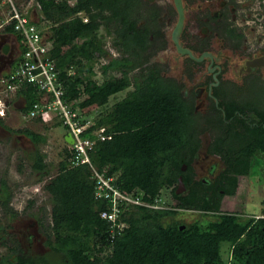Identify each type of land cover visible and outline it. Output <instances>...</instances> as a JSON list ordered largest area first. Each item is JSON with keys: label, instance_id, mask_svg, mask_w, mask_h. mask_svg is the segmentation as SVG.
<instances>
[{"label": "trees", "instance_id": "trees-1", "mask_svg": "<svg viewBox=\"0 0 264 264\" xmlns=\"http://www.w3.org/2000/svg\"><path fill=\"white\" fill-rule=\"evenodd\" d=\"M18 1L17 7L32 23L46 26L37 28L47 34L48 55L64 96L83 115H93L86 131L103 125L110 135L96 140L90 150L92 163L112 175L120 191L140 199L121 201V225L111 228L100 216L110 207L107 199L95 198L90 167L72 163L73 149L65 146L56 172L43 183L51 201L45 244L63 256V264H264V188L260 214L219 209L222 194H234L238 176L249 173L252 157L262 156L264 166V109L243 99L235 104L239 113L232 107L225 117L218 112L217 119L214 116L218 121L201 128L178 88L157 68L140 66L135 47L144 45L145 36L135 34L136 19L130 10L135 0H32L30 13L22 11ZM103 29L113 34L111 45L122 53L107 51ZM100 56L107 61L99 65L104 78L97 81L94 65ZM134 68L141 71L139 76ZM126 88L123 97L110 106L103 104L95 114L89 107ZM14 93L25 100L24 115L44 96L30 82H21ZM229 114L233 120L245 115L249 122H222ZM205 128L211 137L208 152L221 162L209 184L192 178L193 156L201 147L198 133ZM12 129L34 142L46 139L26 127ZM30 157L31 167L46 176L44 153L36 148ZM179 175L185 188L176 192ZM11 196L6 176H0V207L8 221L18 212L10 204ZM179 211H197L201 217L184 223L174 218ZM5 225L0 230H6ZM14 241L9 249L16 255L0 256V264L44 263L43 257L17 254Z\"/></svg>", "mask_w": 264, "mask_h": 264}, {"label": "flooded vegetation", "instance_id": "flooded-vegetation-1", "mask_svg": "<svg viewBox=\"0 0 264 264\" xmlns=\"http://www.w3.org/2000/svg\"><path fill=\"white\" fill-rule=\"evenodd\" d=\"M134 4L130 10L136 19L135 34L145 36L144 45L135 47L141 56L140 66L157 68L162 77L178 88L201 128L207 125L206 122L218 121V112L225 117L226 110L231 113L232 107L234 113H239L235 104L243 99L264 109V0H135ZM12 38L11 34L0 37V69L19 55L20 48L11 41ZM1 46L7 47L5 54ZM132 71L138 76L141 72L138 68ZM10 98L6 107L12 102ZM24 104H17L20 113ZM240 116L241 119L233 120L229 114L228 119L221 121L249 122L247 116ZM204 132L209 133L206 128L200 131V141ZM210 138L209 135L202 140L205 145ZM207 147L202 151V159L207 166L203 169L201 180L209 184L215 180L221 162L216 158L218 156L208 152ZM198 157H201L199 151L193 160ZM256 158L260 159V165L254 170L250 168L246 175L238 176L236 192L241 178H251L252 173L259 175L264 188L262 156L257 155ZM195 176L194 173L192 178ZM236 192L222 194L219 201L221 211L223 202L235 196ZM27 217L33 220L29 223L32 227L28 228V232L26 226L20 229L28 244L31 245L30 242L35 239L40 248L50 249L44 244L47 226H43L42 219L36 218L39 231L35 224L37 221ZM5 228L3 232H13L12 220ZM14 231L18 236V231ZM14 238L18 241L17 254L28 255L21 240Z\"/></svg>", "mask_w": 264, "mask_h": 264}, {"label": "rangeland", "instance_id": "rangeland-1", "mask_svg": "<svg viewBox=\"0 0 264 264\" xmlns=\"http://www.w3.org/2000/svg\"><path fill=\"white\" fill-rule=\"evenodd\" d=\"M18 3L23 8L22 11L31 12L32 0H19ZM30 15L32 18H37L35 14ZM39 24L40 25L37 26L38 28H46V26L41 23ZM112 35V33H106L103 29L105 48L110 54L118 55L122 52L111 45L110 40L112 39ZM106 61L107 57L100 56L94 65L95 79L97 81H101L104 78L99 65ZM127 89L129 88L118 91L105 99L96 101L89 107L93 109L92 111L95 114L103 104H105V106H110L115 100L123 97ZM14 105L15 102L12 101L5 108L4 114L0 115L4 121V126L0 127V176H6L12 190L10 204L13 209L18 212L14 220H12L14 227L12 230L13 232L5 233L0 230V237H3L2 241L0 238V256H14V253L9 249V245L11 246L12 243H15V241L13 242L12 240L14 237H18L21 240L20 243L22 246L27 248V256L36 258H38L37 256L43 257L41 260H43L44 263L41 261V264H63V256L60 253L53 252L50 249L43 250L36 244L35 239H33V241L30 242L31 245H29L27 239L23 237L24 235L20 228L26 226V232H28V228L32 227L29 223L33 222V220L28 219L27 216H30L29 218H34L36 221V218L42 219L44 227H48L49 225L51 201L48 192L43 188V183L46 181V177L48 178L56 172L58 162L62 157V150L65 146H69L64 137L66 129L62 124L52 126L50 122L47 123L49 127L46 128L43 124L34 122L31 118L27 119L22 113L16 112V106ZM10 127L14 129L27 127L35 132L46 134V140L44 142H34L24 132H22L21 135V132L10 131L8 129ZM208 137L209 133L204 132L201 135V141ZM36 148H39V150L44 153V160L48 162L49 173L46 176L40 177L39 173L31 167L32 158L30 154ZM216 158L218 159V157ZM251 160L252 170H254L255 167L260 165L261 161L260 159H256V157H252ZM197 163L199 164L200 162ZM198 164L192 162L194 171L196 170L199 173L202 168L199 167L200 165ZM258 176L259 175L256 173H252L251 178L243 176L236 195L228 197L221 205L222 211L232 210L242 211L244 214H260L263 185L262 179H259ZM166 194L168 193L165 192L164 195ZM3 215V211L0 207V225L9 224V221ZM200 217L201 214L197 211H179L174 216V218L184 223H189ZM209 217L211 218L212 216L209 215ZM38 222L39 221L35 224L38 230L41 231ZM6 226L7 225H5V227ZM14 230H16V233L18 231V236L15 235Z\"/></svg>", "mask_w": 264, "mask_h": 264}, {"label": "built area", "instance_id": "built-area-1", "mask_svg": "<svg viewBox=\"0 0 264 264\" xmlns=\"http://www.w3.org/2000/svg\"><path fill=\"white\" fill-rule=\"evenodd\" d=\"M10 26L11 30L21 39L24 49L19 52L16 64L5 72H0V115L4 114L6 102L21 82L36 84L43 91L41 100L32 104L28 117H41L45 122L57 119L72 137L68 143L73 149L72 163H86L90 167L95 179L94 196L108 200L110 210L103 209L100 216L105 218L111 228L119 221L121 201L140 203L138 196L132 197L120 191L112 175H106L98 170L90 158V150L97 139L103 140L110 135L105 133V126L101 125L92 131H86L93 115H83L64 96V91L58 80L53 59L48 55L49 41L47 34L37 28L30 19L22 14L15 0H0V34ZM16 45L20 46L16 37Z\"/></svg>", "mask_w": 264, "mask_h": 264}, {"label": "crops", "instance_id": "crops-1", "mask_svg": "<svg viewBox=\"0 0 264 264\" xmlns=\"http://www.w3.org/2000/svg\"><path fill=\"white\" fill-rule=\"evenodd\" d=\"M13 36V35H12ZM4 47H2L1 46V51H3L4 52V54L6 53V50H4L3 49ZM16 60H17V57L16 58H14V59H12V61L10 60V62H8V64L4 67V68H2V69H0V72H5L6 70H8V69H10L12 66H14L15 64H16ZM11 101H14L15 102V105L14 106H16V112H19V110H18V107H17V104L20 102L21 104H23V103H25V100H24V98L21 96V95H18V94H15V93H13L12 94V96H11V100H10V102ZM23 116H26V115H24L23 114ZM27 117V119L28 118H31V117H28V116H26ZM34 122H37V123H41V124H43L46 128L47 127H49L48 125H47V123L48 122H45L44 120H38V119H36V118H31ZM0 121L2 122V123H0V127H3L4 125H3V118H1L0 117ZM59 121V120H58ZM50 124L52 125V126H55V125H57V124H59L58 122H57V119H54V120H52V121H50ZM27 128V127H26ZM10 131H12L13 129L10 127V128H8ZM8 131V130H7ZM9 132V131H8ZM43 134V133H42ZM21 135H22V132H21ZM43 135H45L46 136V134H43ZM67 135V130L65 131V133H64V137ZM46 140V139H45ZM44 142V141H43Z\"/></svg>", "mask_w": 264, "mask_h": 264}, {"label": "water", "instance_id": "water-1", "mask_svg": "<svg viewBox=\"0 0 264 264\" xmlns=\"http://www.w3.org/2000/svg\"><path fill=\"white\" fill-rule=\"evenodd\" d=\"M178 24H180V18L178 20ZM65 140L68 143H71L72 142V137H71V135L69 133H67V135L65 136ZM206 146L207 145H205V143L203 141H201V147L199 148V152H200L201 157H198L197 159L193 160V163H196V164H198L197 162H200L198 165H200L199 167H201L204 170H205V167L207 166V164H205L203 162V159H202L203 152L202 151L204 149L206 150ZM211 161H213V159H211ZM185 167H186V164L183 163L182 166H181V168L182 169H185ZM202 169H201V171H199V173L195 170L196 174H198V175H196L197 177H201V176L204 175V171ZM183 189H184V183H183V180H182L181 175H179L178 176V181H177L176 192H180Z\"/></svg>", "mask_w": 264, "mask_h": 264}, {"label": "clouds", "instance_id": "clouds-1", "mask_svg": "<svg viewBox=\"0 0 264 264\" xmlns=\"http://www.w3.org/2000/svg\"><path fill=\"white\" fill-rule=\"evenodd\" d=\"M2 31H3V30H2ZM6 34H11V36L13 35V37H16V38H17L16 33H14L12 30L9 31V32H6V31L1 32L0 37L5 36ZM11 41H12L14 44H16L15 41H14V38H12ZM26 116H27V115H26Z\"/></svg>", "mask_w": 264, "mask_h": 264}]
</instances>
